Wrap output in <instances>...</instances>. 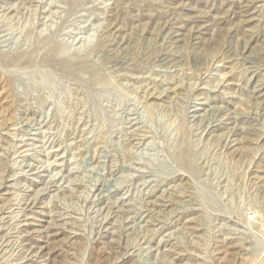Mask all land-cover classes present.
I'll list each match as a JSON object with an SVG mask.
<instances>
[{"label": "rangeland", "instance_id": "rangeland-1", "mask_svg": "<svg viewBox=\"0 0 264 264\" xmlns=\"http://www.w3.org/2000/svg\"><path fill=\"white\" fill-rule=\"evenodd\" d=\"M260 71L264 0H0V264H264Z\"/></svg>", "mask_w": 264, "mask_h": 264}, {"label": "bare ground", "instance_id": "bare-ground-1", "mask_svg": "<svg viewBox=\"0 0 264 264\" xmlns=\"http://www.w3.org/2000/svg\"><path fill=\"white\" fill-rule=\"evenodd\" d=\"M250 61L251 60H246L245 62H246V64L248 65V69H252L253 68V66L251 67L250 65H252V64H250ZM64 68H68V65L66 64V63H64L63 65H62ZM255 68V67H254ZM258 71H259V69H257ZM256 70V71H257ZM263 70V69H262ZM253 72L255 73V70H253ZM252 72V73H253ZM261 72V71H260ZM261 73H264V72H261ZM260 73V74H261ZM250 74V73H249ZM256 74H258V72L256 73ZM258 75L257 76V81H256V83H255V81L253 80L252 82H254L255 83V86H254V88L257 90L256 91V94L260 97V95L259 94H261L260 92H261V88L263 87V85H264V80H263V77L261 76V75ZM254 76H256L255 74H254ZM253 79H255V78H253ZM256 80V79H255ZM253 84V83H252ZM263 89V88H262ZM262 94H263V91H262ZM258 100H260L259 98H258ZM184 162L183 163H187V161H186V159H182ZM188 166V164L185 166V167H187ZM187 168H189V166L187 167ZM54 249V248H53Z\"/></svg>", "mask_w": 264, "mask_h": 264}]
</instances>
